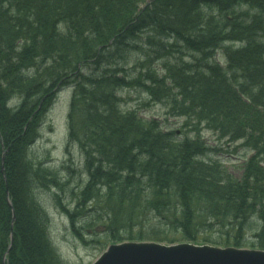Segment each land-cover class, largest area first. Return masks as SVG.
I'll return each mask as SVG.
<instances>
[{"label":"trees","instance_id":"16d2710c","mask_svg":"<svg viewBox=\"0 0 264 264\" xmlns=\"http://www.w3.org/2000/svg\"><path fill=\"white\" fill-rule=\"evenodd\" d=\"M64 88L67 150L88 180L73 210L53 197L76 237L103 221L112 242L242 247L252 230L246 244L264 250V0H0V264H66L38 194L68 182L29 156ZM137 89L179 127L125 109ZM224 145L252 153L239 178L213 158ZM151 215L179 238L149 234Z\"/></svg>","mask_w":264,"mask_h":264},{"label":"rangeland","instance_id":"374dc122","mask_svg":"<svg viewBox=\"0 0 264 264\" xmlns=\"http://www.w3.org/2000/svg\"><path fill=\"white\" fill-rule=\"evenodd\" d=\"M246 10L247 8H244L238 13L246 12ZM250 14H252V12ZM218 60L222 63L224 62L221 57L218 58ZM136 61L137 57L136 55H133L130 58L131 65L130 67H127V69L132 68ZM120 96L124 101L123 104L125 103L123 106L125 109H137L141 117L146 119L156 118L165 123L167 127H179V121L167 115V109L165 106L162 104L149 103L150 101L148 95L144 94L139 89L124 90L121 92ZM71 97L72 90L70 88H64L58 93L53 107L46 116L45 123L39 129V139L30 148L29 156L34 164H42L45 168L56 171L59 174L61 182H68L64 193L57 188H51L41 190L38 194L42 205L47 208L50 215V235L59 255L66 264H92L109 245L119 242H112L110 239L105 238V235H103L105 228L103 221L102 223L98 222L99 224L94 226V230H91L87 227L88 224H84L82 222L83 225H79V227L83 230L80 232L83 234L84 241L80 240L74 235L70 227L68 217H66V215L62 212V209L56 206L53 197L57 192L61 196L62 205L73 210V203L75 200L71 197L72 190L77 192L79 187H83L88 180V177L84 172V166L82 163L83 159L77 148L75 146H71L67 150V116L69 113ZM178 132L179 135H181L179 130ZM204 138L212 146L222 144V142L216 140V137L211 132H205ZM236 146L237 145L226 147V145H224V149L229 150V153H220L217 155L218 157L213 158L220 161L235 178H239L242 175V166L244 162L252 155V153L243 149L236 151ZM70 166L72 168L71 171H76V173H73L71 176L67 170ZM144 225L149 234H151L150 231L153 232L154 230H166L169 234H171V236L179 238L178 234H174V231H172L169 227H166L164 223H162L154 215H151L148 220L144 222ZM152 227L154 229H151ZM95 230L98 232H95L96 235L94 234ZM213 231L214 230H212V232ZM212 232L206 233V239L219 241V233ZM253 234L254 232L252 230L247 232V239L244 240L245 245L241 248H252L246 243H250L249 241H251ZM97 239L102 241V244H85V242L97 241ZM180 242L182 241H176L174 244ZM196 244H210L219 247L232 246L225 244L215 245L211 241L199 242Z\"/></svg>","mask_w":264,"mask_h":264},{"label":"water","instance_id":"95a60500","mask_svg":"<svg viewBox=\"0 0 264 264\" xmlns=\"http://www.w3.org/2000/svg\"><path fill=\"white\" fill-rule=\"evenodd\" d=\"M9 205L12 207L10 201ZM12 221L8 252L13 243L15 214ZM92 264H264V250L190 242L124 241L109 245Z\"/></svg>","mask_w":264,"mask_h":264}]
</instances>
